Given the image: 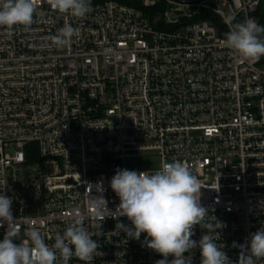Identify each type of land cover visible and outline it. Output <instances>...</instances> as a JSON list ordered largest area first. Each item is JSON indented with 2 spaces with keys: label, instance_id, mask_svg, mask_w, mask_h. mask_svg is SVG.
I'll use <instances>...</instances> for the list:
<instances>
[{
  "label": "built area",
  "instance_id": "2783aa9c",
  "mask_svg": "<svg viewBox=\"0 0 264 264\" xmlns=\"http://www.w3.org/2000/svg\"><path fill=\"white\" fill-rule=\"evenodd\" d=\"M139 1L91 3L76 18L39 0L30 29L0 27V194L12 200L16 242L35 228L51 246L80 217L99 245L91 264H155L163 257L142 246L146 233L127 238L116 224L131 222L96 196L115 212L118 168L178 160L203 186L206 221L224 225L211 235L235 264L264 227V57L224 41L228 20L261 25V0ZM66 23L78 32L59 49L51 37ZM185 255L200 264L198 247Z\"/></svg>",
  "mask_w": 264,
  "mask_h": 264
},
{
  "label": "clouds",
  "instance_id": "9594fccd",
  "mask_svg": "<svg viewBox=\"0 0 264 264\" xmlns=\"http://www.w3.org/2000/svg\"><path fill=\"white\" fill-rule=\"evenodd\" d=\"M38 3L39 0H0V27L19 25L24 30L30 29ZM48 3L58 13L76 18H83L92 10L91 0H48ZM226 23L230 28L224 41L227 48L249 60L264 57V26L252 18L234 24L228 20ZM77 32L78 29L66 23L51 37V41L63 49L70 45ZM110 187L119 198L115 212L107 208V201L102 196L96 198L103 202L104 209L114 219L124 216L131 222V227L120 222L116 224L127 238L139 241L141 234L146 233L142 246L163 257L155 264H191V256L185 254L197 247L201 255L200 264H233L222 250L224 246H218L211 235L224 225L215 216V223L206 221L209 210L200 203L203 186L183 162H164L154 172L118 168ZM11 205L12 200L0 194V227L7 225L0 240V264H57L58 261L59 264H69L73 257L91 264L99 245L80 217H76L62 235L58 233L51 246L35 228L27 230V239L17 243L20 228ZM92 207L96 209L94 215L97 219L104 220L109 216L104 215L95 202ZM197 225L205 230L198 242L192 239ZM233 246H237L235 242ZM239 248L235 264H257V261L264 260V227L251 233L249 240ZM169 256L173 257L171 261Z\"/></svg>",
  "mask_w": 264,
  "mask_h": 264
},
{
  "label": "trees",
  "instance_id": "16d2710c",
  "mask_svg": "<svg viewBox=\"0 0 264 264\" xmlns=\"http://www.w3.org/2000/svg\"><path fill=\"white\" fill-rule=\"evenodd\" d=\"M105 0H91V3H101L104 2ZM115 1H122L123 3L129 5V6H134V7H139L140 6V1L139 0H115ZM259 13L261 16V26H264V0H261V5L259 8Z\"/></svg>",
  "mask_w": 264,
  "mask_h": 264
},
{
  "label": "rangeland",
  "instance_id": "374dc122",
  "mask_svg": "<svg viewBox=\"0 0 264 264\" xmlns=\"http://www.w3.org/2000/svg\"><path fill=\"white\" fill-rule=\"evenodd\" d=\"M156 155H157L156 152L143 154V156H145V157H151V158H153V161H154V159H156V157H157Z\"/></svg>",
  "mask_w": 264,
  "mask_h": 264
}]
</instances>
